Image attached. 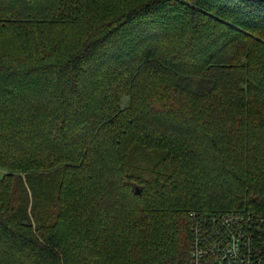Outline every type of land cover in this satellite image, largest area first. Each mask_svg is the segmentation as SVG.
<instances>
[{
  "label": "trees",
  "instance_id": "16d2710c",
  "mask_svg": "<svg viewBox=\"0 0 264 264\" xmlns=\"http://www.w3.org/2000/svg\"><path fill=\"white\" fill-rule=\"evenodd\" d=\"M23 2L30 6L28 9L34 11L33 14L40 12V18L32 19L30 14L20 16L16 3L25 4ZM54 2L57 5L50 8ZM104 6L103 0H0V19L5 24L14 22L17 26L21 25L20 20L24 24L32 23L29 28L40 40L28 39L33 55L28 63L4 60L0 51V88L6 90L7 95H26L32 93L35 85L48 83L57 108L54 136L50 140L53 142L54 138L56 144H66L82 139L81 152L86 156L92 148L99 146L107 128L121 123L120 117L110 109L102 108L92 96L94 82L101 80L105 99L110 98L111 103L115 101L109 87L116 85L119 79H125L124 73L115 72L117 69L127 73L128 88H131L127 95L132 98V106L125 109V117L141 110L142 95L150 101L155 93L167 101L175 100L169 113L164 114L168 121L182 122L187 131L198 127L201 132L202 125H197L196 116L201 108L206 110L207 100L213 92L226 90L236 98L235 103L240 104L249 99L244 112L248 125L236 126L234 130L233 140L241 142L240 147L233 146L217 156L207 154L206 150L168 153L165 157L167 167L173 166L176 170L170 173V178L155 177L162 186L170 182L178 187L172 199L166 201L164 219L172 230V233H163L171 234L168 247L149 249L146 264H189L191 212L213 214L253 210L250 213L264 217V0H148L119 14L114 10L111 13L105 10L104 17L100 15L101 11L94 13ZM43 9L50 11L45 14ZM54 18L66 22L70 30L74 24L78 29L68 32L67 35H72L66 41L56 40L46 31ZM174 23L177 24L173 26ZM182 24L185 29H180ZM178 29L188 37L187 42L169 47L168 51L173 55L168 60L161 59L162 39H171ZM74 32L79 34L74 36ZM72 39V48L65 47L64 43ZM180 56L186 63H178ZM108 68L118 75L109 85L105 76L100 79ZM158 77L165 79L163 86L169 90L158 93L153 89L152 81ZM3 112L0 168L18 170L23 150L38 147L47 152L49 143L31 140L28 135L23 138L30 128L36 129L41 122L35 115L28 114L30 109L14 112L5 108ZM218 119L206 130L212 137L210 143L220 148L214 144L223 141ZM149 122L145 121L142 132L149 130ZM165 122L161 121L164 126ZM153 131L155 134L150 140L157 141L159 146H167L166 151L180 148V142H172L178 129L162 126ZM244 133L255 135L263 146L257 143L250 151L248 148L253 144L245 142ZM114 138L116 143L122 140L119 135ZM250 155L263 156L261 163L252 164L251 178L240 167L241 163L246 164L245 159ZM53 156L64 155L54 152ZM118 160L120 163L121 157ZM75 162L82 164L80 158ZM125 172L130 178L129 170L124 167L118 171V178L131 182V194L141 199L146 193L144 184L151 176L138 174L127 180L122 178ZM157 208L159 203L149 201L137 205L132 229L139 230L140 234L139 228L156 226ZM9 218L6 211L0 210V264H69L67 249L55 222H41L32 233L16 226ZM13 219L19 222L18 217ZM24 219L32 225L30 216Z\"/></svg>",
  "mask_w": 264,
  "mask_h": 264
},
{
  "label": "rangeland",
  "instance_id": "374dc122",
  "mask_svg": "<svg viewBox=\"0 0 264 264\" xmlns=\"http://www.w3.org/2000/svg\"><path fill=\"white\" fill-rule=\"evenodd\" d=\"M146 1L148 0H103L106 6L94 13L101 11L100 15L104 17L106 11L111 13V10H114L119 14ZM23 3L25 4L16 3L17 7L15 6L20 10V16L27 17L30 14L32 19L40 18V12L33 14L34 11L28 9L30 6L26 2ZM55 5L57 4L54 2L50 8L52 6L55 8ZM46 11L42 10L45 14ZM48 15L51 16L50 13ZM20 24V26L14 22L5 24L4 20L0 19V51L4 60L23 64L31 62L33 58L27 44L28 39L37 38L29 28L32 23L24 24L20 20ZM176 24L174 23L173 26ZM46 28L47 33L57 38L56 40L66 41L68 36L72 35H67L68 32L78 29V25L74 24L70 30L66 22L54 18ZM180 29H185L183 24ZM77 34L79 32L73 33L74 36ZM173 36L169 40L162 39L161 59L168 60L173 55V52L168 51L169 47L173 48L187 42L188 37L179 29ZM72 43L73 39L64 45L72 48ZM185 61L183 56L178 58L179 64H184ZM117 71L124 73L125 79H119L116 85L109 87L115 95V101L111 103L110 98L105 99L104 83L101 80L94 82L92 96L98 100L96 102L102 108L110 109L111 113L120 117L121 123L116 127L107 128L99 140V146L92 148L89 156L81 152L82 139L66 144H56L54 138L53 142L50 140L54 136L57 108L52 88L48 83L35 85L32 93L26 95L21 93L7 95L6 90L0 88V127L4 124L5 108L14 112L30 109L31 112L28 114L35 115L41 122L36 129L30 128L23 138L28 135L31 140L40 139L44 144L49 143L47 152L38 147L23 150L18 170L0 168V210L8 213L9 220L13 224L32 233L37 231L41 222H55L67 249L69 264H146L148 250L151 248L162 250L168 247L172 233L169 222L164 219L167 215L166 201L172 199L178 186L170 182L162 186L158 180H155L157 176L162 179L170 178V173L176 170L173 166L167 167L166 155L206 150L207 154L217 156L218 153L229 151L233 146H241V142L233 140L234 130L236 126L243 127L246 124L244 112L249 99H244L242 104L235 103L236 98L232 93L223 89L216 90L209 96L206 110L201 108L196 116L197 125H202L201 132H198V127L187 131L182 127V122L179 124L168 121L169 118L164 116L165 113H169V108L175 100L167 101L155 93L151 95L150 101L146 100L147 96L142 95L141 110L125 117V109L132 106V98L127 95V91L131 88H128L127 73L119 69L115 72ZM115 72L108 68L100 75V79L105 76L108 85L112 84L114 78H118ZM164 82L163 77L154 78L153 89L158 93L169 90L163 86ZM179 86L182 89V83ZM217 117H219L217 125L223 132V141L214 144L221 146L220 148L210 143L212 137L206 130L217 121ZM145 121H151L148 123L149 130L142 132ZM161 121H167L165 122L167 128L174 127L179 130L178 134L173 136L172 142H180L178 145L180 148L166 151L167 146H159L157 141L150 140L155 134L153 130L165 127ZM140 126L141 129H138ZM114 135L122 138L120 143L118 142V147ZM243 136L247 144H253L248 148L250 151L257 143L260 147L263 146V142H258L255 135L244 133ZM18 137L21 139L20 136ZM54 152L64 156L55 157ZM119 157L122 159L120 163ZM77 158H80L82 164L75 162ZM262 159L261 155L247 156L246 164L243 162L240 167L251 178L252 164L261 163ZM123 167L131 174L130 178L126 176V172L122 174V178L127 180L133 179L138 174L151 176V180L144 184L146 193L141 199L131 194V182H123L118 178V171ZM183 186L187 185L183 184ZM148 201L159 203L156 217L159 216L158 218L161 219H158L156 226L152 224L149 227L139 228L140 234H138L139 230L134 231L131 227L135 215L134 209L137 205H143V202ZM255 215L260 214L255 213ZM15 216L18 217L19 222L13 219ZM25 216L31 217V226L24 219ZM167 231L170 233L163 234Z\"/></svg>",
  "mask_w": 264,
  "mask_h": 264
},
{
  "label": "built area",
  "instance_id": "2783aa9c",
  "mask_svg": "<svg viewBox=\"0 0 264 264\" xmlns=\"http://www.w3.org/2000/svg\"><path fill=\"white\" fill-rule=\"evenodd\" d=\"M190 264H264V217L191 212Z\"/></svg>",
  "mask_w": 264,
  "mask_h": 264
}]
</instances>
